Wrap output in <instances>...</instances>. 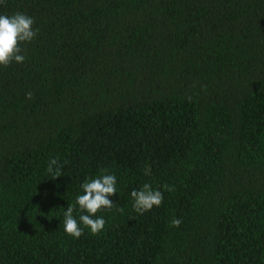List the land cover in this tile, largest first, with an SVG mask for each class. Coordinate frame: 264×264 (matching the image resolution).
Wrapping results in <instances>:
<instances>
[{
    "label": "trees",
    "instance_id": "trees-1",
    "mask_svg": "<svg viewBox=\"0 0 264 264\" xmlns=\"http://www.w3.org/2000/svg\"><path fill=\"white\" fill-rule=\"evenodd\" d=\"M17 12L39 32L0 66V264H264V0L0 2ZM105 168L104 229L67 235ZM144 183L164 200L140 215Z\"/></svg>",
    "mask_w": 264,
    "mask_h": 264
},
{
    "label": "clouds",
    "instance_id": "clouds-1",
    "mask_svg": "<svg viewBox=\"0 0 264 264\" xmlns=\"http://www.w3.org/2000/svg\"><path fill=\"white\" fill-rule=\"evenodd\" d=\"M2 2V0H0ZM34 18L17 12L13 15L0 14V66L8 67L11 63H23L25 56L21 54L22 43L32 42L39 29H35ZM27 98L31 99L32 94L28 93ZM63 164L58 159H50L47 166V173L51 179L55 180L63 176ZM81 194L75 198V202L67 206L64 211L63 230L67 235L79 238L83 235L84 227L90 229L92 234L101 232L106 224L103 216L97 217L96 214L103 210L111 211L114 202L110 199L117 194V178L108 169H101L95 177H87L80 185ZM168 191L170 187L165 185ZM132 209L143 215L153 207H159L164 200L163 192L158 188L154 189L151 184L144 183L139 189L131 192ZM80 211L77 220L73 213L74 210ZM116 211L123 214V208H116ZM86 213V214H85ZM181 220L175 216L171 220L172 227H179ZM81 224L84 227H81Z\"/></svg>",
    "mask_w": 264,
    "mask_h": 264
}]
</instances>
